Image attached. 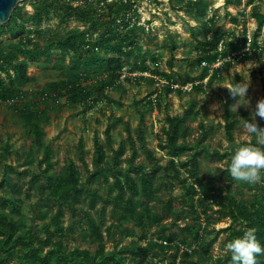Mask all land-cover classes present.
<instances>
[{
	"label": "trees",
	"instance_id": "obj_1",
	"mask_svg": "<svg viewBox=\"0 0 264 264\" xmlns=\"http://www.w3.org/2000/svg\"><path fill=\"white\" fill-rule=\"evenodd\" d=\"M170 1H176L179 4L178 10L185 9L186 13L197 19L208 15L210 8L209 0ZM242 2L243 0H226L225 5L238 6ZM246 3L252 5L254 0H247ZM25 4L33 6L32 12L26 10ZM52 16H58L62 22L75 20L88 28L70 31L64 38L48 39L49 45L41 46L36 41V35H43L42 24L50 21ZM103 17L106 20L101 22ZM252 17L257 23L254 33L257 39L264 28V13L254 6ZM231 21L236 25L242 22L240 16L231 17ZM204 26L207 36L197 43L199 55L196 67H200L202 60H206L209 66L200 67L202 74L199 79L187 77L183 81L182 85L193 83L192 91L212 85L220 78L223 68L233 65L231 62H224L221 68H211L219 57L225 58L242 50L248 31L245 27L243 35L237 37L221 28L213 31V18L206 20ZM144 31L145 26L139 23V10L135 0H24L22 5L16 6L8 22L0 25V41L4 35L18 39L12 48H0V99L18 96L24 98L25 94L19 85L31 80L28 73L30 61L39 60L52 48H59L64 56L72 52L70 64L75 78L51 84L41 93L40 101L56 102L64 94L68 104L83 102L93 108L98 103L94 98L95 92L104 94L107 88L119 86L124 70L138 73L135 77L126 75L124 78L134 82L146 78L143 75L145 72L154 75L158 73L147 66L146 60L129 69L126 66L125 60L136 54L141 39L140 32ZM175 48L176 43L173 42L170 49L174 51ZM20 55L23 57L20 58ZM157 61L154 58V62ZM154 75L152 77L156 83ZM165 79L167 85L175 87L177 80L170 76ZM177 89L180 93L185 92L180 87ZM154 94L158 102L159 93L156 91ZM154 94L149 97L150 103L153 102L151 97ZM26 106L27 108L18 111L32 127L30 131L35 136L34 144L43 146V129L39 120L44 112L39 111L34 102ZM195 108V104H191L183 114L168 115L165 118L164 137L159 143V148L168 157L165 165H161L154 152L144 145L142 147L150 155L151 162L135 163L140 153L137 141L145 142V135L139 128L135 138L129 124L126 125L128 138L114 149L111 132L115 123L111 122L105 135L108 145L113 149V156L109 159L105 145L97 141L93 170L86 182L83 181L80 168L73 161L56 168L49 146L45 147L41 171L33 174L29 181H22L24 172H18L10 166L0 181V189L6 188L11 194L10 198L0 195V264H140L141 260L147 264H205L204 259L208 258L206 254L213 244V240L207 235L208 227L212 224L210 202L220 204L221 213L231 219L230 224L222 230L226 232L225 241L239 235L242 228L253 227L257 240L264 245V171L261 172L263 177L259 182L238 181L242 188L247 187L253 193V199L244 200L239 192L222 195L217 190L214 176L206 178L201 175L199 161L206 152L214 160L226 159L227 167L231 152L239 144L234 130L240 121V115L249 120L252 118L246 112H234L228 106L224 128L229 147L222 153L218 149L211 151L204 143L209 138L211 129L202 122L198 124L197 140L193 143L188 140L190 123L200 114ZM112 119L114 122L122 120L115 116ZM244 142L256 141L253 138ZM128 144L132 149L131 160L125 168L118 169L119 159L124 155ZM224 173L229 180V189L234 187L237 180L226 169ZM94 181L99 183L98 189H92ZM176 181L184 189L179 199L172 193ZM87 182L91 185H87ZM25 187L26 196L30 198L32 192L37 200L34 204L37 215L44 220L48 211L53 213L50 222L44 224V237L27 228L23 220L12 218L13 214H21L25 203ZM101 188L104 195L100 194ZM165 188L168 197L164 199L160 192ZM87 200L91 209L95 208L98 200L102 202L100 214L103 217L111 206L113 222L103 227L101 222L87 212ZM67 212L70 214V222L65 224ZM168 218L172 220L164 223ZM127 223H132L143 231L140 238H133L120 247L116 243L113 249H107V239L113 238L114 229ZM153 226H157V231L149 237L148 229ZM76 230L94 240L95 248L71 249L68 238ZM127 235L130 236L131 233L128 232ZM142 241H145V246H141ZM195 255L199 256L198 259L190 262ZM215 264H230V255L224 253L217 256ZM256 264H264V253L257 254Z\"/></svg>",
	"mask_w": 264,
	"mask_h": 264
},
{
	"label": "rangeland",
	"instance_id": "obj_2",
	"mask_svg": "<svg viewBox=\"0 0 264 264\" xmlns=\"http://www.w3.org/2000/svg\"><path fill=\"white\" fill-rule=\"evenodd\" d=\"M225 1L209 0L208 15L197 19L186 13L185 9L178 10L179 4L176 1L135 0L139 10V23L145 26V31L140 32L141 39L136 54L127 58L125 63L129 69L136 63L146 60L147 66L153 72L157 71L158 73L156 75L147 73V77L140 82L122 80L121 78L122 81L119 86L107 88L104 94L96 91L94 98L98 100V103L93 108L83 102L68 104L63 93L56 102L52 100L40 101L41 93L51 84L71 81L75 78V73L70 64L72 52L66 53L64 56L59 48H52L47 55L41 56L39 60H31L28 69L31 80L26 84L19 85L25 97L16 105L0 107V181L10 166L16 168L18 172H24L21 176L22 181H29L33 174L41 171V160L44 156L45 147L49 146L56 168L73 161L80 168L83 181L86 182L93 170L97 141L105 145L109 159L113 156V149L108 145L105 135V130L111 122L115 123L111 132L114 149L118 148L122 140L128 138L129 131L126 125L129 124L130 131L135 138H137L136 134L139 128L143 130L145 135V142L137 141L140 153L135 163L151 162L150 155L145 147H142L144 145L154 152L161 165H165L168 163V157L166 152L159 148V143L164 137L165 118L168 115L183 114L191 104H195V109L200 114L196 120L190 123L191 133L188 140L192 143L197 140L199 135L198 124L202 122L211 129L209 138L204 143L211 151L218 149L222 153L225 152L229 147L224 128L228 106L234 112H246L253 119L256 102L264 98V64L261 61L242 59L230 67L223 68L219 79L212 85H207L200 90L180 93L176 86L177 84L181 86L187 77L199 79L202 74V69L196 67V60L199 55L197 43L207 36V29L204 26L206 20L214 19V26L211 27L213 31L221 28L225 32L234 33L237 37L243 35L242 31L246 27L247 30L255 33L257 23L252 17L253 8L256 6L264 13V0H254L255 5H247V0H243L242 4L238 6H227ZM24 7L28 11L32 12L33 10L31 4H25ZM233 16H240L241 24L232 23L231 17ZM105 20L106 18L103 17L101 22ZM42 27L44 28L43 35H36V41L41 46L49 45L48 39L64 38L70 31L88 28V26H83L75 20L62 22L58 16H52L50 21L42 24ZM262 30L261 33L264 37V28ZM17 40L11 35H4L0 41V48H12ZM173 42L176 43V48L171 51L170 45ZM20 56V58L23 57ZM154 58H157V63L154 62ZM56 64H60V66H56ZM153 75L154 78H159L163 82L165 87H160L161 90L156 87ZM167 76L177 80L174 88L167 85V79H165ZM241 81L248 82L247 103H240L236 111L231 108V105L235 104L238 98L231 94L230 88ZM156 91L159 93L158 102L151 97L153 102L150 103L149 97ZM32 102L37 105L39 111L44 112L39 120L43 129V146L34 144L35 136L30 131L32 127L29 121H26L18 111V109L27 108L26 105ZM114 116L122 120L114 122L112 119ZM241 119L242 116L240 115V121ZM240 121L234 130L236 142L253 140L254 135L246 133L242 129ZM255 122L258 127H264V118L256 115ZM131 156L132 149L128 144L124 155L119 159L118 169L125 168L127 162L131 160ZM199 161L201 175L206 178L210 175L214 176L217 182V190L222 195L227 196L228 193L231 195L239 192L244 200L253 199L252 190L247 187L242 188L238 180L235 186L229 189V180L224 173L227 168L226 159L214 160L204 152ZM110 180L112 182L113 178L111 177ZM89 184L87 182V185ZM98 186V182H92V189H98ZM26 190L25 187L23 191L25 203L22 206L21 214H13L12 218L23 220L27 224V228L33 229L40 237H44V224L50 222V216L53 213L48 211L44 220L37 215L34 210V204L37 200L32 192L31 197H27ZM183 190L176 181L172 193L179 199L184 192ZM99 191L100 194L104 195L102 188ZM160 194L164 199L168 197L166 188ZM0 195L3 198H10L11 194L7 192L6 188H2ZM85 205L87 212L98 222H101L103 227L109 226L113 222L111 206L107 208L103 217L100 214L102 206L100 200L94 209L88 206V200ZM154 205L156 204L154 203ZM209 207L211 208L209 212L212 216V224L208 227L207 235L213 240V244L206 254L208 258L204 259L205 264L210 261L209 258L214 252L216 256L224 254L220 249L225 241L226 232L222 230L231 222L229 217H224L221 213L220 204L210 202ZM157 208L160 209L159 204H157ZM69 217L70 214L67 212L64 219L65 224L70 222ZM171 220L172 218H168L163 222L167 223ZM156 231L157 226L148 229L149 237ZM128 232L131 233L130 236L127 235ZM142 233L143 231L132 223L120 225L114 229L113 238L107 239V249H113L116 243L119 244V247L128 244L131 239L140 238ZM68 245L71 249L76 247L95 248L94 240L88 239L85 233L80 230H76L73 235L69 236ZM141 246H145V241L141 242ZM198 257L197 255L193 256L190 262L196 261ZM140 264L147 263L141 260Z\"/></svg>",
	"mask_w": 264,
	"mask_h": 264
},
{
	"label": "clouds",
	"instance_id": "obj_3",
	"mask_svg": "<svg viewBox=\"0 0 264 264\" xmlns=\"http://www.w3.org/2000/svg\"><path fill=\"white\" fill-rule=\"evenodd\" d=\"M247 88L248 82L244 81L235 83V86L230 88L231 94L238 98L231 108L237 111L240 103H247ZM256 115L264 118V98L256 102L252 120L242 117L240 121L242 129L254 135L256 142H241L235 146L226 168L232 178L248 183L261 181V172L264 171V127H258L255 122ZM220 251L230 255V264H256L257 254L264 253V245L257 240L253 227H245L239 235L224 241ZM216 258L214 252L209 264H215Z\"/></svg>",
	"mask_w": 264,
	"mask_h": 264
},
{
	"label": "built area",
	"instance_id": "obj_4",
	"mask_svg": "<svg viewBox=\"0 0 264 264\" xmlns=\"http://www.w3.org/2000/svg\"><path fill=\"white\" fill-rule=\"evenodd\" d=\"M263 31V30H262ZM219 49H222V44H219ZM242 59H250L254 61H261L264 64V37L262 36V33L260 36L255 39L254 33H252L250 30L247 31L246 34V41L244 44V47L242 50L238 52H233L229 56L225 58H218L216 62L212 65L211 68H221L224 64V62H231L232 64H235L236 62L242 60ZM209 66L208 62L206 60H202L200 63V67ZM147 72L143 73V75L146 76ZM132 76L135 77L138 75V73H127L126 70L122 73V80H124L125 76ZM157 81L155 83L156 87H161L163 85V82L159 80L158 78H155ZM207 80V79H206ZM205 80V81H206ZM177 87H180L185 92H191L193 89V83L189 82L184 85H176ZM23 96L18 97H12L8 98L6 100L0 99V107L3 105L7 106H13L14 104H17ZM153 100L156 101V94L152 96Z\"/></svg>",
	"mask_w": 264,
	"mask_h": 264
},
{
	"label": "water",
	"instance_id": "obj_5",
	"mask_svg": "<svg viewBox=\"0 0 264 264\" xmlns=\"http://www.w3.org/2000/svg\"><path fill=\"white\" fill-rule=\"evenodd\" d=\"M24 0H0V25H4L11 18L16 6Z\"/></svg>",
	"mask_w": 264,
	"mask_h": 264
}]
</instances>
